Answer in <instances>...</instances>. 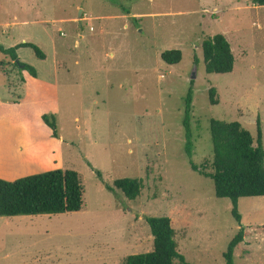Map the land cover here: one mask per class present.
Returning <instances> with one entry per match:
<instances>
[{
  "label": "rangeland",
  "instance_id": "374dc122",
  "mask_svg": "<svg viewBox=\"0 0 264 264\" xmlns=\"http://www.w3.org/2000/svg\"><path fill=\"white\" fill-rule=\"evenodd\" d=\"M118 1L0 0V45L31 42L44 54L26 46L16 51L36 70V121L54 114L63 139L55 168L77 171L83 185L77 211L0 218V264H124L127 255L152 249L146 216L172 218L185 259L173 264H225L222 254L240 228L234 264H264V196L240 197L236 220L231 200L215 196L212 179L189 164L211 170L210 118L238 121L255 140L258 121L264 148V5ZM36 9L42 22H33ZM216 33L234 54L227 73L205 71L201 42ZM166 49H180V61L165 63ZM4 59L0 51V64ZM20 73L0 65V103L20 101L0 115L29 113ZM189 88L190 157L183 126ZM123 177L140 181L135 199L107 188Z\"/></svg>",
  "mask_w": 264,
  "mask_h": 264
},
{
  "label": "trees",
  "instance_id": "16d2710c",
  "mask_svg": "<svg viewBox=\"0 0 264 264\" xmlns=\"http://www.w3.org/2000/svg\"><path fill=\"white\" fill-rule=\"evenodd\" d=\"M118 4V0H112ZM252 4L264 5V0H250ZM120 5V4H119ZM125 13L129 10L120 6ZM26 46L35 54L44 58L43 52L31 42H21L11 47L0 45L5 59L2 66L12 65L19 72L26 71L36 77V70L15 59L16 50ZM201 51L205 71L207 73H227L233 69L234 54L230 43L222 33L205 37L201 42ZM180 49H166L160 58L167 64L180 61ZM209 100L217 103L214 98L215 88L208 89ZM185 115L183 119L185 135V152L188 157L192 149V132L189 122L191 105V88L185 97ZM43 122L51 131V136L59 137L54 114L43 113ZM209 131L212 144L210 171L200 170L193 162H189L192 170L210 177L217 197L231 200V214L240 220L237 202L240 197L264 196V148L261 144L259 122L257 121V137L253 138L249 130L238 121L209 119ZM107 188L120 190L128 199H135L141 190V183L136 178H118L113 186ZM83 202V185L80 175L73 169L55 168L39 173L29 174L14 180L0 178V216L56 214L73 212L81 208ZM152 235V249L146 252L129 254L124 264H173L175 259L185 263V259L177 250L174 239L173 220L170 216H146ZM243 241V229L240 228L229 240L223 252L225 264H234L233 253L236 245Z\"/></svg>",
  "mask_w": 264,
  "mask_h": 264
},
{
  "label": "crops",
  "instance_id": "0c3cea01",
  "mask_svg": "<svg viewBox=\"0 0 264 264\" xmlns=\"http://www.w3.org/2000/svg\"><path fill=\"white\" fill-rule=\"evenodd\" d=\"M25 9L29 10L28 8ZM28 12L24 13L28 14ZM39 12L37 9L34 11L35 20L33 22L43 21ZM129 13H124V17L129 16ZM70 19L74 18H59L57 20ZM24 22L26 20L21 21V23ZM4 24H7V22H4ZM20 77L26 96L29 97L30 110L24 117H17L12 112L10 115H0V178L5 180H14L57 167L61 155L60 145L63 142L60 135L57 138L51 136V131L43 120L38 122L34 117V103L36 101L33 94V85L36 84V77L31 76L26 71H22ZM42 84L51 83L45 82ZM52 86L54 85L52 84ZM7 88L10 92V87ZM42 96L45 97L44 92L40 93V101ZM10 100L11 98H7L0 103V109L8 104L7 107L10 110L19 107L20 101L13 103ZM37 215L0 216V218L21 217L20 220L23 221L27 218H35Z\"/></svg>",
  "mask_w": 264,
  "mask_h": 264
},
{
  "label": "water",
  "instance_id": "95a60500",
  "mask_svg": "<svg viewBox=\"0 0 264 264\" xmlns=\"http://www.w3.org/2000/svg\"><path fill=\"white\" fill-rule=\"evenodd\" d=\"M15 61L17 62V61H18V59L16 58V59H15Z\"/></svg>",
  "mask_w": 264,
  "mask_h": 264
}]
</instances>
